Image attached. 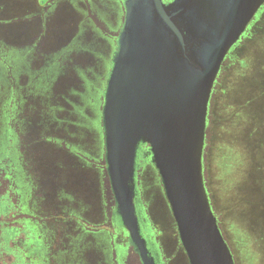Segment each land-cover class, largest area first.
<instances>
[{
  "label": "flooded vegetation",
  "instance_id": "flooded-vegetation-1",
  "mask_svg": "<svg viewBox=\"0 0 264 264\" xmlns=\"http://www.w3.org/2000/svg\"><path fill=\"white\" fill-rule=\"evenodd\" d=\"M125 2L0 0V200L12 185L36 211L42 228L37 249L41 264H142L122 226L110 185L101 114L126 21ZM263 16L264 5L226 54L209 104L222 70L250 41ZM151 174L159 180L161 199L153 195ZM133 186L135 215L148 256L154 264H189L146 144L136 150ZM144 206L175 233L161 242L163 262L153 249L155 231L144 228ZM55 211L66 215L60 233L47 219ZM105 221L108 226L100 229ZM59 237L68 247L66 253L57 243Z\"/></svg>",
  "mask_w": 264,
  "mask_h": 264
},
{
  "label": "water",
  "instance_id": "water-1",
  "mask_svg": "<svg viewBox=\"0 0 264 264\" xmlns=\"http://www.w3.org/2000/svg\"><path fill=\"white\" fill-rule=\"evenodd\" d=\"M104 91L105 161L122 226L154 264L134 210V164L146 144L189 264H234L203 177L209 99L223 59L264 0H126Z\"/></svg>",
  "mask_w": 264,
  "mask_h": 264
},
{
  "label": "rangeland",
  "instance_id": "rangeland-1",
  "mask_svg": "<svg viewBox=\"0 0 264 264\" xmlns=\"http://www.w3.org/2000/svg\"><path fill=\"white\" fill-rule=\"evenodd\" d=\"M256 28L250 41L243 43L237 54H233L218 78L208 105L203 147V177L208 197L234 264H264V187L255 182V169L246 162L244 154L247 144L264 128V16ZM262 134L264 140V131ZM258 152L255 166L262 165L263 170L264 162ZM235 153L239 156L238 161ZM146 160L149 162V157ZM262 175L264 177V173ZM150 178L153 195L161 199L157 176L151 174ZM139 190L142 191V186ZM141 200L149 205L144 198ZM142 209L144 228L155 231L152 232L155 241L151 239L153 249L163 262L161 242L171 240L175 233L152 215L149 207ZM2 216L0 213V220L7 218L9 221L10 213L3 219ZM9 223L14 225L11 219ZM108 231L113 234L114 229ZM124 241L126 238H121V242ZM5 261H11V256L0 258V264Z\"/></svg>",
  "mask_w": 264,
  "mask_h": 264
},
{
  "label": "trees",
  "instance_id": "trees-1",
  "mask_svg": "<svg viewBox=\"0 0 264 264\" xmlns=\"http://www.w3.org/2000/svg\"><path fill=\"white\" fill-rule=\"evenodd\" d=\"M262 80L264 90V77L262 78ZM259 82L261 83V80ZM215 86H217V83ZM262 130L264 131V128ZM262 132L259 133L257 138L251 140L249 145L247 144L244 150V154H246L247 156L246 162L251 167H253V169H255V182L258 181V183L264 187V177L262 175V173H264V169L262 170V165L259 167L255 166V154H257V150H259L258 156L264 162V140ZM238 160L239 156L237 155L236 161ZM12 188L13 186L10 185L7 196H4L0 200V213L3 214V216L10 213V219L14 224L10 225V219L8 221L7 218H5V220H0V258H3V256L5 255L11 256V261H5L2 264H41L38 259L37 249L38 246L41 244L39 236L41 234L40 232L42 228L40 229L39 225L37 224V213L36 211H34L33 208H30L29 205L26 204V201L24 202L26 198L23 197V192L17 191L16 189ZM206 190L208 193L207 188ZM17 194L20 195V198L17 196ZM3 203L4 206H6L5 208L7 209V211H3ZM65 216L66 215L64 211L60 213L55 211L53 213L48 214L47 219L49 218L50 220H52L53 228L57 229V231L60 233L64 230V227H66V224L64 223ZM106 222L107 221H105L100 226V229H102L103 227L106 228L108 226L106 225ZM83 226L90 228L89 224L83 223ZM20 235L23 236L22 239H17ZM56 240L57 243H62L60 237ZM12 241L13 246H10V242ZM62 248L63 252L66 253L65 249L68 247L63 246L62 243Z\"/></svg>",
  "mask_w": 264,
  "mask_h": 264
}]
</instances>
